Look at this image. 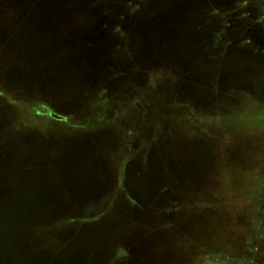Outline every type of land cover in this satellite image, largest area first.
Wrapping results in <instances>:
<instances>
[{"label": "rangeland", "instance_id": "374dc122", "mask_svg": "<svg viewBox=\"0 0 264 264\" xmlns=\"http://www.w3.org/2000/svg\"><path fill=\"white\" fill-rule=\"evenodd\" d=\"M201 1L0 0V264H264V0Z\"/></svg>", "mask_w": 264, "mask_h": 264}, {"label": "flooded vegetation", "instance_id": "af4514ba", "mask_svg": "<svg viewBox=\"0 0 264 264\" xmlns=\"http://www.w3.org/2000/svg\"><path fill=\"white\" fill-rule=\"evenodd\" d=\"M206 1V5H208V7L206 8V9H208L209 8V6L211 7H216L217 5H219L218 6V9H219V7L221 6V4H223V1L224 0H202L201 2L202 3H204ZM248 2V1H247ZM245 4H247V3H245ZM245 4H244V6H245ZM242 9H239V8H237V9H233V10H231V11H228V13L227 14H225L226 12H224V11H222L223 13L222 14H225V15H241V16H243V15H245V12H244V10H243V12L241 11ZM226 27L227 28H229V24H227L226 25ZM246 41H249V40H246ZM234 42V41H233ZM244 42V41H243ZM242 42V43H243ZM176 60H172L171 58H169L168 60H166V61H163V62H165V64H166V69H164L165 71H166V73L164 72L163 73V75H166L167 74V71H169L168 72V74H167V78H170V77H172V76H175V75H178V72H175L174 70H172L171 71V69H173V63L175 62ZM178 62V61H177ZM176 63V62H175ZM182 64H184V66L186 65V63L184 62V63H182ZM156 65H159L158 63L156 64V63H154V61H151V60H147L146 61V69H148L146 72H148V71H152V73H154L155 72V67H156ZM178 65V64H177ZM131 66V68H133V66L132 65H130ZM180 67H183V66H180ZM167 68H169V70H167ZM220 68H218V66L216 65L215 67H214V71H212L211 73L213 74V76L215 77V81L217 82L218 81V78H220V70H219ZM186 76H187V78H190V77H193V76H195L197 73H191V71L190 70H188V68L186 67ZM152 78H153V76H152ZM230 81V80H229ZM130 89V88H129ZM256 87L254 88V83L253 82H251L250 84H249V90H250V92H255L256 91ZM183 90L184 91H188L186 88H183ZM260 91V90H259ZM186 98H188V97H186ZM189 98H188V103H189ZM195 106H197V105H195ZM54 112H51V111H49V115H51L52 117H54V118H56V119H61L62 117L60 116V115H58V117L57 116H55L54 114H53ZM56 114V113H55Z\"/></svg>", "mask_w": 264, "mask_h": 264}, {"label": "water", "instance_id": "95a60500", "mask_svg": "<svg viewBox=\"0 0 264 264\" xmlns=\"http://www.w3.org/2000/svg\"><path fill=\"white\" fill-rule=\"evenodd\" d=\"M55 116H57L58 117V115L57 114H55V113H53ZM41 215L43 214V213H40ZM1 254V253H0Z\"/></svg>", "mask_w": 264, "mask_h": 264}]
</instances>
